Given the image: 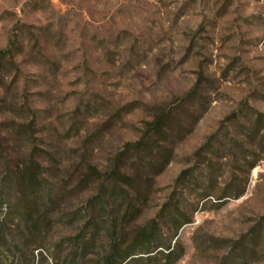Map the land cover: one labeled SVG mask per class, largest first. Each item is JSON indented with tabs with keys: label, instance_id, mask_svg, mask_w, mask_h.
Masks as SVG:
<instances>
[{
	"label": "rangeland",
	"instance_id": "obj_1",
	"mask_svg": "<svg viewBox=\"0 0 264 264\" xmlns=\"http://www.w3.org/2000/svg\"><path fill=\"white\" fill-rule=\"evenodd\" d=\"M3 52L0 264H65L84 228L152 220L169 240L189 221L175 264H264V0H0ZM32 161L54 202L26 248L6 177ZM118 167L138 192L105 198Z\"/></svg>",
	"mask_w": 264,
	"mask_h": 264
},
{
	"label": "trees",
	"instance_id": "obj_2",
	"mask_svg": "<svg viewBox=\"0 0 264 264\" xmlns=\"http://www.w3.org/2000/svg\"><path fill=\"white\" fill-rule=\"evenodd\" d=\"M0 54L3 55L4 52ZM150 127L149 132L156 135L160 130L159 121L153 122ZM144 144L145 142L143 140L135 146L129 147L141 148ZM39 169L40 165L32 161L25 169L17 167L15 170L10 171L6 177L9 193L19 192L22 196L18 200L20 202L19 204H21V207H19L23 211L21 219L25 221L29 228H23L21 233L18 234V238L22 240L26 248H29L34 241L40 238L41 235L45 236L50 230V228H36L35 226L32 228L29 226L31 216L34 213L43 208L45 215L49 214L50 206L54 202L51 197L41 196L43 191L41 182L43 178L37 172ZM91 175H95V172H92ZM108 177L112 186L110 189L103 190L102 194L105 198L117 199L120 198V195H124L128 199V191L123 187H132L134 192H138V189L135 187L136 183H138L137 179L129 176L127 173L121 172L120 167L114 169ZM2 201L3 198L1 197L0 210ZM131 208L132 206L129 204L127 211ZM114 213L115 211H113L112 215H108V217H112ZM126 216L124 215V219ZM114 221L116 222V220ZM172 221L174 224L178 223L175 216L172 217ZM188 223V220L181 222L177 226L172 239L177 236V231ZM43 225L46 226L47 224L44 223ZM102 232H105L107 242L99 255L98 264H175L184 254L182 246L177 242L172 244V239L165 238L157 222L152 220L144 227L134 229L84 228L82 235L72 244L71 254L63 259V262L65 264H86V260L93 251L92 249L96 245L98 237ZM8 238V233L5 232L4 228H0V248L5 247ZM57 246L61 249L62 244L60 243ZM52 258L55 264L59 263L56 258ZM35 259L37 260L35 261ZM47 261L48 258L43 254L35 258L32 253H23L13 259L9 264H48Z\"/></svg>",
	"mask_w": 264,
	"mask_h": 264
}]
</instances>
